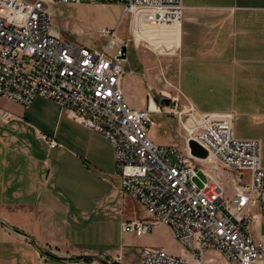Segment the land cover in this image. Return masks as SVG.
Segmentation results:
<instances>
[{
	"label": "built area",
	"instance_id": "1",
	"mask_svg": "<svg viewBox=\"0 0 264 264\" xmlns=\"http://www.w3.org/2000/svg\"><path fill=\"white\" fill-rule=\"evenodd\" d=\"M83 3L123 5L136 47L144 42H135L143 23H182L181 0H0V100L24 108L37 98L54 102L109 143L121 193L145 213L121 222V231L141 238L163 225L180 251L143 247L141 264H264V236L255 240L251 232L264 217L259 143L235 137L231 113L198 112L178 96H149L143 110L132 108L121 88L125 59L115 30H97L102 43L88 46L65 41L50 25V4ZM150 115L177 119L188 154L149 139ZM1 119L7 122L10 114L2 112ZM41 139L49 149L63 148L53 138ZM188 139L207 151L205 159L189 154ZM196 168L207 170L201 188L193 182ZM119 261L105 254L94 260Z\"/></svg>",
	"mask_w": 264,
	"mask_h": 264
},
{
	"label": "crops",
	"instance_id": "2",
	"mask_svg": "<svg viewBox=\"0 0 264 264\" xmlns=\"http://www.w3.org/2000/svg\"><path fill=\"white\" fill-rule=\"evenodd\" d=\"M181 4L182 35L181 28L172 32L171 55L180 47L181 80L199 90L203 108L191 97L186 102L198 112L233 113L234 135L259 143L264 167V0ZM4 111L10 114L7 122L1 119ZM0 120L13 123L10 131L0 133V264H61L52 254H84L74 222L85 211L63 196H111L114 201L124 195L112 147L41 98L27 108L0 100ZM29 135L44 145L42 136L53 138L63 148L46 145L45 152L29 144ZM137 217L145 213L129 212L126 220ZM156 227L171 236L165 226ZM116 235L114 249L95 257L114 259L119 254L121 264H133V243L139 238L119 230Z\"/></svg>",
	"mask_w": 264,
	"mask_h": 264
},
{
	"label": "rangeland",
	"instance_id": "3",
	"mask_svg": "<svg viewBox=\"0 0 264 264\" xmlns=\"http://www.w3.org/2000/svg\"><path fill=\"white\" fill-rule=\"evenodd\" d=\"M123 12V5L118 3L49 5L50 25L65 41L99 46L103 40L97 38V30L102 28L115 30L118 41L123 43L121 48L126 47L125 75L121 88L132 108L143 110L149 96L158 100L162 95L178 96L182 104L186 102V96H188L197 103L198 109L203 108V101L197 100L200 95L196 96V91L199 90L189 88L187 83L181 80L180 47L175 54L171 55L174 30L151 32L148 35L150 30L144 29L145 26L142 25V33L135 37V42L136 45L140 40L144 42L136 47L133 38L128 34V18L122 17ZM231 114L234 120V114ZM150 120L152 125L148 135L153 143L172 146L181 153L188 154L185 148L186 135L176 118L150 115ZM12 125L11 122L9 126L5 125L0 120V133L7 131L8 128L10 131ZM235 137L239 138L237 135ZM27 140L30 145L47 151L46 145L42 141H36L33 136H27ZM260 165L264 169L261 162ZM205 171H207L206 168L195 169L193 182L199 188L206 182ZM62 177L60 175L59 178L62 179ZM228 183L226 182L225 186ZM63 199H69L71 206L81 207L80 209L85 211L76 217L77 221L74 222L78 226L74 230L80 242L79 250L84 254L79 256L52 254L58 257L61 264L70 260L80 264H94L95 256L100 251L114 249L118 240L116 232L117 230L121 232L120 224L126 221L128 213L136 212L138 215L133 200L125 195L117 196L114 201L111 200V196H63ZM259 222L261 226L259 229L256 224H251V232L255 240H258L260 235L264 236V217ZM151 233L149 237L139 238L133 243L134 248L131 253L133 264H141L139 252L143 246L161 248L170 254L180 255L173 238L168 236L162 227L153 228ZM116 256L120 258L121 255ZM121 259L115 263L121 264Z\"/></svg>",
	"mask_w": 264,
	"mask_h": 264
},
{
	"label": "water",
	"instance_id": "4",
	"mask_svg": "<svg viewBox=\"0 0 264 264\" xmlns=\"http://www.w3.org/2000/svg\"><path fill=\"white\" fill-rule=\"evenodd\" d=\"M125 56H126V47L123 46L121 48L120 59H125ZM162 102L164 104H168V101L166 99H163ZM186 144L189 149V154L191 156L199 159H205L207 157V151L203 147H201L195 140L188 139Z\"/></svg>",
	"mask_w": 264,
	"mask_h": 264
},
{
	"label": "bare ground",
	"instance_id": "5",
	"mask_svg": "<svg viewBox=\"0 0 264 264\" xmlns=\"http://www.w3.org/2000/svg\"><path fill=\"white\" fill-rule=\"evenodd\" d=\"M142 25L145 26L148 29L151 28V29H149L150 32H149L148 35H150L151 32L159 33V32H164V31L177 30V29L181 28V26L177 25V24H172V25H152V24L143 23ZM141 31L135 33V37L137 35H139L140 33H142ZM148 35H146V36H148ZM143 37H145V36H143ZM151 105H153V104H151Z\"/></svg>",
	"mask_w": 264,
	"mask_h": 264
}]
</instances>
